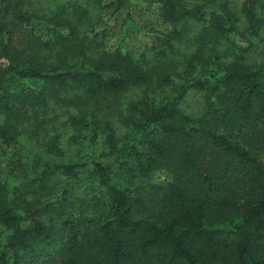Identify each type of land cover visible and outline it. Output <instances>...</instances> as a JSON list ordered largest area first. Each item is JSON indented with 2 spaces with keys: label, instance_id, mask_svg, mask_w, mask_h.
Masks as SVG:
<instances>
[{
  "label": "trees",
  "instance_id": "trees-1",
  "mask_svg": "<svg viewBox=\"0 0 264 264\" xmlns=\"http://www.w3.org/2000/svg\"><path fill=\"white\" fill-rule=\"evenodd\" d=\"M149 1L171 25L152 61L93 29L90 10L128 0H0V143L17 149L28 127L49 157L32 177L34 161H14L18 181L0 167V264H264V0H242V18L228 0ZM82 125L114 157L85 177L87 161L56 158Z\"/></svg>",
  "mask_w": 264,
  "mask_h": 264
},
{
  "label": "rangeland",
  "instance_id": "rangeland-1",
  "mask_svg": "<svg viewBox=\"0 0 264 264\" xmlns=\"http://www.w3.org/2000/svg\"><path fill=\"white\" fill-rule=\"evenodd\" d=\"M117 12H112L113 8L105 7L100 10H90L94 15H98L94 24V31L103 33L104 42L106 47L109 49H119L121 52H127L132 55L135 59L143 55V58L147 61H152L155 59L154 50L152 47L159 45L160 33L165 30L166 27L171 28L170 24L164 23L160 15V5L149 0H128ZM83 2V0H81ZM229 7L235 11L240 18L242 15L239 14L240 5L242 0H228ZM242 26V20L238 23ZM180 23L176 24L177 29L183 30L182 38L174 41L175 46L183 53H190L194 49V43L192 42L193 34L199 30V23H192L189 21L185 24L184 27ZM5 28L7 31H35L36 33L42 34H59L66 31L63 28H55L51 25H43L39 22L31 24H17L10 18L5 20ZM87 29L86 24H81L79 27L80 31ZM48 31V32H47ZM17 33V32H16ZM15 33V36H16ZM14 36V35H13ZM7 35L4 34L2 40L6 41ZM224 47H218L219 50ZM232 59L230 55L224 56L223 61L228 62ZM256 60V55L254 53L246 54L244 61L247 63H252ZM27 85H30V82H26ZM196 100L194 98H189L186 103L187 110L192 109L195 106ZM115 133L117 136L122 137L127 128L119 125L118 123L114 124ZM59 129L63 131L67 129L64 126H60ZM27 127L26 131L21 136L20 145H17V149H13L12 146H6L0 143V167L8 166L10 167L11 174L14 181H18V177L21 174V169H16L15 163L16 160L23 155L24 159L29 160L30 162L34 161L31 164L30 175L31 177L34 174V171H39L42 167V164L49 160V157L45 153L37 154V148L35 146L34 140L29 137L30 130ZM90 127L86 125L81 126V130L78 134L77 142L72 143L69 140H65L63 145L66 146L65 156L63 159L61 157L58 161L68 162L72 159L77 161H87L86 166L83 167V172L81 175L84 177L87 176L88 169L91 167V161H100L102 163L109 162L111 159H114L112 155H106V146L103 142L102 137L97 136L93 141L91 139ZM9 154L12 158L11 160H6V155ZM15 161V163H14ZM53 161V160H52ZM21 170V171H20ZM162 178V176L155 177ZM124 181L123 178L113 177V181ZM112 181V178H111ZM101 211H104V208L101 206ZM0 233H4V229L0 228ZM60 259V252L55 251L52 256L53 262L57 263Z\"/></svg>",
  "mask_w": 264,
  "mask_h": 264
}]
</instances>
